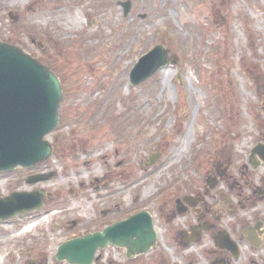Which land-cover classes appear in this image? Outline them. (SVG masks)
Instances as JSON below:
<instances>
[{
	"label": "rangeland",
	"instance_id": "obj_1",
	"mask_svg": "<svg viewBox=\"0 0 264 264\" xmlns=\"http://www.w3.org/2000/svg\"><path fill=\"white\" fill-rule=\"evenodd\" d=\"M119 3H130L127 15ZM0 41L52 68L64 92L46 138L54 154L41 165L54 177L29 185L28 175L0 174V197L48 195L43 210L0 222V264H68L55 259L61 244L141 210L156 218L159 245L129 262L109 246L103 262L211 264L212 250L175 248L160 217L217 171L226 178L215 193L246 205L234 229L264 214L254 193L264 163L250 164L264 144V0H0ZM158 45L171 64L131 86L132 68ZM241 249L231 264H264V248Z\"/></svg>",
	"mask_w": 264,
	"mask_h": 264
},
{
	"label": "water",
	"instance_id": "obj_2",
	"mask_svg": "<svg viewBox=\"0 0 264 264\" xmlns=\"http://www.w3.org/2000/svg\"><path fill=\"white\" fill-rule=\"evenodd\" d=\"M123 7L127 15L130 3ZM169 64L166 48L157 46L134 66L130 74L132 86L145 83ZM62 99V85L55 73L18 47L0 42V173L14 171L17 167L31 168L52 156L54 148L44 139L59 124ZM253 154L264 160V145L257 146ZM158 158L152 156L151 165ZM52 175L35 176L28 183L47 181ZM46 198V192L41 190L0 198V220L39 210ZM156 237L152 218L144 212L103 232L62 244L56 259L69 264H93L96 253L108 245L126 248L128 257L132 258L148 253Z\"/></svg>",
	"mask_w": 264,
	"mask_h": 264
},
{
	"label": "flooded vegetation",
	"instance_id": "obj_3",
	"mask_svg": "<svg viewBox=\"0 0 264 264\" xmlns=\"http://www.w3.org/2000/svg\"><path fill=\"white\" fill-rule=\"evenodd\" d=\"M60 80L62 82V77H60ZM43 168L44 166H38L34 171L19 168L16 170V174L18 172L23 174V176L28 175L29 177L32 174H42ZM219 172L217 171L216 176L211 178V181L213 180L216 186L218 183L221 184L220 182L223 183L225 181L224 178H226L225 175L218 174ZM208 181H206L207 186L205 188L204 183L199 187L192 185L191 188L190 185H187L183 192L179 191L175 195L174 201L172 200L173 206L171 211L167 214L163 212L165 216L160 217V222L166 224V228L169 225L167 232L171 236V244L175 248L186 250L200 247L203 253L204 251L212 250L215 258L211 261V264H231L232 259L239 258L242 255L241 248L243 244L252 250L263 249L264 214L257 216L254 223L247 225L242 223L241 225L244 226L241 229H234L233 225L237 221L242 222L241 219L243 217L240 215V210H243L246 205L233 198L228 192H218L216 194V186H209ZM192 188L196 189L191 190ZM257 192L259 195L264 196V182L260 183L258 191H254L255 194ZM142 212H148L153 218L158 233L156 245L153 248L155 249L160 243V235L156 227V223L158 222L152 212L146 210L136 211L124 219ZM259 212L260 210L256 209L254 215H257ZM227 219L232 220L233 224L229 223L225 227L224 224ZM118 221L107 224L103 229ZM101 230H95L94 232ZM232 247H235L237 250L232 251ZM138 257H142V255ZM131 260L133 259L127 257V262ZM34 264L46 263L35 260ZM94 264H106V262H103L102 256L98 255Z\"/></svg>",
	"mask_w": 264,
	"mask_h": 264
},
{
	"label": "bare ground",
	"instance_id": "obj_4",
	"mask_svg": "<svg viewBox=\"0 0 264 264\" xmlns=\"http://www.w3.org/2000/svg\"><path fill=\"white\" fill-rule=\"evenodd\" d=\"M177 155L179 154V152L176 153Z\"/></svg>",
	"mask_w": 264,
	"mask_h": 264
}]
</instances>
